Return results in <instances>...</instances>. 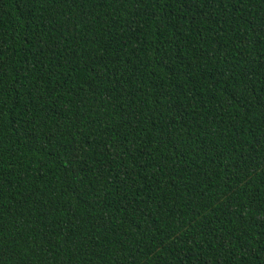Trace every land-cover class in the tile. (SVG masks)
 I'll list each match as a JSON object with an SVG mask.
<instances>
[{"label": "trees", "instance_id": "trees-1", "mask_svg": "<svg viewBox=\"0 0 264 264\" xmlns=\"http://www.w3.org/2000/svg\"><path fill=\"white\" fill-rule=\"evenodd\" d=\"M0 264H264V0H0Z\"/></svg>", "mask_w": 264, "mask_h": 264}]
</instances>
